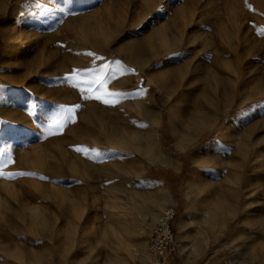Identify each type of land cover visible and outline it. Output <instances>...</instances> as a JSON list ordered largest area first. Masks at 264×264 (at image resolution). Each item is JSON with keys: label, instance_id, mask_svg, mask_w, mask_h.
I'll return each mask as SVG.
<instances>
[{"label": "rangeland", "instance_id": "1", "mask_svg": "<svg viewBox=\"0 0 264 264\" xmlns=\"http://www.w3.org/2000/svg\"><path fill=\"white\" fill-rule=\"evenodd\" d=\"M38 5L48 19L36 25L37 44L19 63H3V28ZM134 42L146 72L160 74L159 91L141 86L134 62L114 51ZM35 59L47 68L35 72ZM105 64L116 78L91 93L66 79L76 70L88 79L83 70ZM184 89L185 111L175 117ZM105 90L122 94L104 97L118 103L84 98ZM263 104L264 0H0V161H12L0 169V264H151L149 236L169 207L175 241L164 264H264V206L244 243L229 242L264 188V110L253 112ZM75 105V122L49 134L43 114ZM238 117L243 123L217 142Z\"/></svg>", "mask_w": 264, "mask_h": 264}, {"label": "bare ground", "instance_id": "2", "mask_svg": "<svg viewBox=\"0 0 264 264\" xmlns=\"http://www.w3.org/2000/svg\"><path fill=\"white\" fill-rule=\"evenodd\" d=\"M45 1H48V0H45ZM96 2H98V0H88V3L90 5H93L95 4ZM55 4V3H54ZM83 4V3H81ZM169 3H167L168 5ZM167 5L166 7L164 8V11L167 9ZM170 5V4H169ZM52 6V5H51ZM83 6V5H81ZM80 6L79 9H82ZM57 8V7H56ZM56 8H53V6L50 8L52 11L56 10ZM80 11V10H79ZM42 12V11H41ZM45 12V11H44ZM55 13V12H53ZM164 14V13H163ZM48 15V14H47ZM159 15V14H157ZM52 16V15H51ZM50 16V17H51ZM161 16V15H160ZM41 16V13H40V9H39V5L37 7H34L32 8L29 12H25L23 13L21 16H20V19L14 23H10L9 25H7L6 27L3 28L2 30V33L4 35V37L6 38L7 40V45H6V49H5V52H4V57L2 59V62L3 63H6L8 61H15V62H18L21 60L20 56L22 54V52L24 51H29V50H32L35 45L37 44L38 42V28L39 27H36V25L38 23H42L48 19L43 17L42 19ZM48 22V21H47ZM51 22V19L50 21ZM43 24V23H42ZM48 24V23H46ZM34 26V27H33ZM122 29H117L116 30V33L118 34ZM115 33V32H114ZM116 34V35H117ZM158 35H159V38L160 39H163L165 42H166V39L163 37V31L162 29H159L158 31ZM114 51L116 53H119V54H123L124 57L126 56L128 59L131 60V63L132 61L134 62V64L132 65L133 69L135 70V72L137 71L138 72V75H136L137 77V80H138V83H140V85L142 86L144 80L147 82V84H151L153 87L156 88V90L159 91V77H160V74H156V75H151L150 73L146 72L145 68H144V61H143V54H142V48H141V45L139 44H135L134 43H126V44H123L119 47H116L114 48ZM50 53V52H49ZM51 56V55H50ZM43 57V56H42ZM46 57V55H45ZM48 54H47V58H48ZM51 58V57H50ZM53 58V57H52ZM51 58V59H52ZM157 58H158V54H157ZM127 59V60H128ZM42 60V59H41ZM48 60V59H47ZM57 60V59H56ZM43 61V62H42ZM39 62V60H33L32 61V64H33V68L35 70V72H40L41 67L45 66L46 63V59L42 60ZM51 61V60H50ZM58 61V60H57ZM55 62V61H54ZM56 63V62H55ZM54 63V64H55ZM32 64H30L32 66ZM52 64V63H50ZM53 64V65H54ZM58 64V63H57ZM46 67V66H45ZM52 67V65H51ZM58 67V66H57ZM47 68V67H46ZM53 68V67H52ZM132 69V70H133ZM34 70H32L31 73L34 72ZM131 70V72H132ZM48 72L47 70H45V73ZM30 73V74H31ZM134 73V72H133ZM137 74V73H136ZM167 74V73H166ZM170 74V73H169ZM31 76V75H30ZM164 77V76H163ZM36 78V77H35ZM19 81V80H18ZM127 81V80H126ZM21 83V82H20ZM226 86V85H225ZM37 87V86H36ZM39 87V86H38ZM188 87V86H186ZM183 88V87H182ZM155 90V91H156ZM39 91V90H38ZM12 94L13 92L11 93H8L7 94V99H11L12 98ZM186 89H184V92H183V95L181 97V99L178 101V108H179V113L177 114H174L175 117L177 116H181L182 112H184L185 108H183L184 103L186 101ZM6 99V100H7ZM222 99V98H221ZM42 101V100H41ZM246 101V99L243 97V99L241 100V104H244ZM177 104V103H176ZM213 107V106H212ZM216 107V106H215ZM205 109V108H204ZM262 110H264V104L263 105H260L258 107H256L253 112L255 114H258L260 113ZM174 117V118H175ZM179 118V117H178ZM243 120L244 118L243 117H238L237 119L235 118V120H232L230 121L227 126H225V129H223V131H221L219 133V136L217 137V142L221 141V140H224L226 138H228L229 136H231L237 126H239L240 123H243ZM196 124L198 125L199 129H201L202 131L207 129L209 127V121H208V115L205 111L202 110H199L198 113H197V120H196ZM211 123V122H210ZM35 129V128H34ZM33 130L32 129H28V131L24 134L21 135L20 138L24 137L22 140H26L30 137V135L32 134ZM17 133V132H16ZM18 135V134H17ZM33 135V134H32ZM13 136V135H12ZM32 137V136H31ZM19 138V137H18ZM130 140V139H129ZM6 142V141H5ZM8 143V142H7ZM124 145V144H123ZM216 145V144H215ZM148 148V147H146ZM147 154H150V150H147L146 151ZM203 159H206L204 153L202 155ZM159 160H162V158H157ZM155 162V161H154ZM260 174H264V158H263V164H262V169L260 171ZM260 185V184H259ZM263 185V184H261ZM259 188V187H258ZM260 189H262V191L259 193V192H254L256 196L255 198V201L253 202H250L247 204V206L245 207V217L246 219L244 218L243 220V223L240 224L239 226V233L237 235V237H234L232 236L230 239H229V242L232 244V247L235 248V249H238L245 241V239L247 238V232H249V230L252 228V222L248 221L250 220V216H254L255 215V212H257L258 210L261 209V207L264 206V188L263 187H260ZM254 203V204H253ZM251 205V207L249 206ZM242 208V207H241ZM167 209V208H166ZM165 209V210H166ZM96 211V209H94ZM163 210V211H165ZM235 209H231L228 213V218H234L236 215H237V211H234ZM162 211V212H163ZM207 213V216L209 219L211 220H215V215L213 213L212 210H207L206 211ZM156 214L154 213L153 214V218H155ZM160 216V214H159ZM158 216V218H159ZM93 217V216H92ZM152 218V219H153ZM157 218V220H158ZM97 219L95 217L91 218L89 221H90V225L92 227V229L94 230L96 227H97ZM156 220V222H157ZM155 222V223H156ZM215 222V225L217 227H220L221 225L217 224L216 221ZM255 222V221H254ZM154 223V224H155ZM220 231V230H219ZM67 243V242H66ZM64 245V243H63ZM264 246L261 247V249L263 248ZM234 249V251H235ZM247 250V249H246ZM262 251V250H261ZM253 254V253H252ZM251 254V255H252ZM240 256V255H239ZM243 256V255H242ZM241 257V256H240ZM243 259H245V257H242ZM247 259V258H246ZM150 261V259H149ZM74 264H81V262L79 263V261H75Z\"/></svg>", "mask_w": 264, "mask_h": 264}, {"label": "snow or ice", "instance_id": "3", "mask_svg": "<svg viewBox=\"0 0 264 264\" xmlns=\"http://www.w3.org/2000/svg\"><path fill=\"white\" fill-rule=\"evenodd\" d=\"M69 3H71V0H68ZM163 10V6H161V8L157 9V11H162ZM70 14H75V13H70ZM89 56L94 57V59L98 60V59H102V57H98L96 56L94 53L89 52L88 53ZM117 65L120 64L119 61L115 62ZM110 65L105 64L104 67L102 69H100L98 72L95 69H85L83 70L85 73L89 74V78L88 79H81L78 75L79 70H76L72 77H66V79H72L73 83H72V87H77L79 88V90L84 93V92H88L91 93L93 91L92 89V85L95 84H102L106 79H115L116 78V73L113 72L111 74V76L108 75L107 73V69H109ZM120 74H123V69L119 68L118 69ZM88 85L87 88L83 87L82 85ZM138 94H142L138 93ZM106 96L109 97H114L117 95H122V94H117V93H111V92H107V90H105L104 93L100 94V95H87L84 96L85 99H97V100H101L103 103L105 104H111V105H115V103H118V100L115 99H106L104 98ZM80 105H75L73 107H66V106H60L58 111L52 112V113H44L43 117H42V125L44 121H47V127H46V131L49 132V134H55L53 132V129L55 130V132H60L63 130L64 127H66V125L69 122L74 123L75 119L74 116L72 114L75 113V110L77 108H79ZM76 151L78 152H85V154H87V150L85 149H81V148H77ZM95 153L96 157H99L101 155L99 150H92ZM11 158L9 157L8 160H3L0 161V169H2L7 163H11ZM5 175L3 171H0V176ZM18 175L21 176H26V175H35L34 173H24L21 172ZM40 179H47V177H43L41 176Z\"/></svg>", "mask_w": 264, "mask_h": 264}, {"label": "built area", "instance_id": "4", "mask_svg": "<svg viewBox=\"0 0 264 264\" xmlns=\"http://www.w3.org/2000/svg\"><path fill=\"white\" fill-rule=\"evenodd\" d=\"M175 216V207H169L160 214L154 224L148 240V255L151 264H164L172 256L175 241L172 224Z\"/></svg>", "mask_w": 264, "mask_h": 264}]
</instances>
